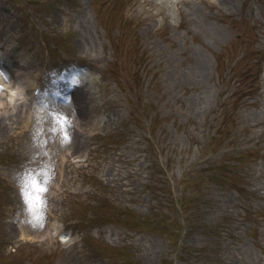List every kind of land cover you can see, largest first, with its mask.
<instances>
[{"label":"rangeland","instance_id":"obj_1","mask_svg":"<svg viewBox=\"0 0 264 264\" xmlns=\"http://www.w3.org/2000/svg\"><path fill=\"white\" fill-rule=\"evenodd\" d=\"M0 61V264H264V0H0Z\"/></svg>","mask_w":264,"mask_h":264},{"label":"bare ground","instance_id":"obj_2","mask_svg":"<svg viewBox=\"0 0 264 264\" xmlns=\"http://www.w3.org/2000/svg\"><path fill=\"white\" fill-rule=\"evenodd\" d=\"M20 60H23L22 58H20ZM0 66H1V70L0 71V89H2V91H0V115H4L8 112L9 110V106L8 103L6 102V98L5 96H10L13 97V93L15 92H19L18 89L20 90H25V93L27 94V96L29 95L31 89H34V84L28 82L25 78L27 77V72H24L22 70H20L19 67H14V66H10V65H5L4 62H0ZM27 86V87H26ZM78 91H81L82 88L80 82H78ZM68 89V87H67ZM59 92L62 93H67L68 98H72L73 99H78L77 102L79 101V95L77 92V95L75 94L74 96V92L73 94L68 93L67 90L65 91L64 89H58ZM9 93H8V92ZM71 94V95H69ZM29 97V96H28ZM67 98V99H68ZM31 98L29 97V99H25L23 102H21L18 106H17V110L16 113L22 120V122L24 123V126H29L30 123L32 124L34 122V120H36V122L38 123H34L33 127H32V132L34 133H39L41 130L45 129V113L43 111L44 107H38L35 109V106L31 103ZM63 106V105H61ZM40 108V109H39ZM38 109V110H37ZM80 126V125H79ZM7 127V125L4 123V119H2V117H0V132L3 130H5V128ZM81 130L74 128V137L71 136L70 138V143L71 145H69V147H66V151L65 153L61 154L60 156L57 155V162L55 165V170L51 173L52 176H55L56 178H60V176L62 175V170H63V166L66 167L68 165H70L71 160L69 159V156H73L74 153H76V151L79 149V135H80ZM10 138V136L8 137ZM73 140V141H72ZM70 151V152H69ZM56 227L54 226V221H50L49 222V227L45 228L43 231H41L40 237L41 236H46V235H51L54 234L56 232L57 229H55ZM36 235H34L35 237ZM32 237V236H31ZM29 237V238H31ZM32 237V238H34ZM39 237V235H38ZM20 238L21 239H27L28 235L26 233H24V231L21 229L20 231ZM28 238V239H29Z\"/></svg>","mask_w":264,"mask_h":264},{"label":"snow or ice","instance_id":"obj_3","mask_svg":"<svg viewBox=\"0 0 264 264\" xmlns=\"http://www.w3.org/2000/svg\"><path fill=\"white\" fill-rule=\"evenodd\" d=\"M73 84L78 83V81L75 80V78L72 81ZM2 91V89H0ZM53 113H56V109L52 110ZM53 119L55 118V115L52 117ZM64 123H67L69 126L71 125L70 121H64ZM68 137L65 136V140L63 142H67ZM26 188L30 187L31 191L26 192V198L29 200V203L33 205L34 208L40 207V196L39 195H34V193H44L47 191L45 187L40 186L36 179L32 176L27 177V183L25 185Z\"/></svg>","mask_w":264,"mask_h":264}]
</instances>
